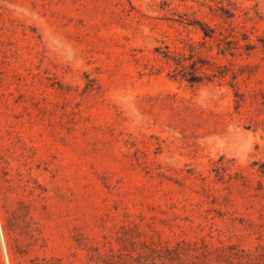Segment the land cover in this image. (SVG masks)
<instances>
[{
  "label": "rangeland",
  "instance_id": "rangeland-1",
  "mask_svg": "<svg viewBox=\"0 0 264 264\" xmlns=\"http://www.w3.org/2000/svg\"><path fill=\"white\" fill-rule=\"evenodd\" d=\"M0 264H264V0H0Z\"/></svg>",
  "mask_w": 264,
  "mask_h": 264
}]
</instances>
